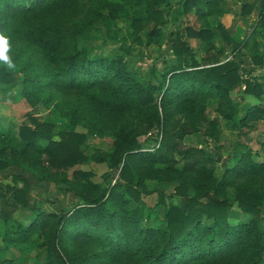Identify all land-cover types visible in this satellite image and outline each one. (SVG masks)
Instances as JSON below:
<instances>
[{"label":"trees","instance_id":"1","mask_svg":"<svg viewBox=\"0 0 264 264\" xmlns=\"http://www.w3.org/2000/svg\"><path fill=\"white\" fill-rule=\"evenodd\" d=\"M221 2L0 0V33L10 43L39 54L35 63L24 64V78L17 83L1 68L0 85L15 87L17 98L32 107L82 98L67 111L74 129L58 132L55 139L52 123L28 115V123L18 132L22 146L0 147V174L12 167L25 169L38 182H51L79 199L70 211L48 213L33 202L29 179L14 176L13 184L0 182V217L13 234L11 245L20 247L43 236L46 260L37 264H264V192L255 188L264 181V162L253 160L250 153L235 155V166L218 178L206 155L202 162L187 163L182 171L171 173L159 168L171 160L163 147L147 150L138 138L139 123L152 128L169 122L173 113L196 125L206 115L209 97L229 98L245 86V94L260 98L264 84L244 81L236 57L246 49L255 68L264 65V50L257 41L264 37V3L257 27L244 45L236 44L222 25L214 29L205 21L199 30L186 29L188 38L208 45L207 54L199 58L182 33L173 32L175 60L166 73L156 75V81L143 82L121 58H94L79 47L86 32L105 15L112 20L126 16L133 37L141 40L145 30L148 44L160 45L162 27L175 5L183 17L197 6L206 8L208 16H221L226 13ZM253 10L246 4L242 15ZM217 35L232 48V60L221 61L225 48L217 49ZM257 112L251 108L239 121L247 122ZM78 126L113 133V153L98 154L96 161L107 163L111 172L119 169L114 185L108 179V187H101L93 182L92 172L67 173L89 160L82 149L87 134L76 131ZM148 178L179 182L169 201L159 193L163 218L142 202V196L151 192L145 184ZM230 187L235 188L233 200ZM235 206L250 219L238 221ZM22 210L34 215L28 226L14 220V213Z\"/></svg>","mask_w":264,"mask_h":264},{"label":"rangeland","instance_id":"2","mask_svg":"<svg viewBox=\"0 0 264 264\" xmlns=\"http://www.w3.org/2000/svg\"><path fill=\"white\" fill-rule=\"evenodd\" d=\"M221 3L223 9L226 10V13L221 16H208L206 15V8L197 6L187 16L183 17L179 12L178 5H175L169 23L162 27L164 33L162 42L160 45L151 46L147 42L145 30L140 34L141 40L133 37L130 21L126 16L112 20L105 15L86 32L85 37L80 41L79 47L88 50L94 58H121L130 71L137 74L143 82L154 81L156 75L166 73L168 67L175 60V55L171 50V34L173 32H181L186 44L194 49L199 58L207 54L208 45L201 40L198 41L199 39L188 38L186 34L187 27L199 30L202 23L207 21L214 29L218 25H222L236 44L244 45L251 38L252 32L257 27L259 15L256 14L252 16L254 19L249 18L247 20L245 16L241 19L238 16L231 15L223 23L222 17L228 14L227 9L231 11L233 6L228 5L226 0H222ZM236 8L239 9V6ZM194 39L196 41H191ZM257 41L261 44L260 48L264 50V37L258 36ZM214 43L218 50L225 48L224 54L221 55L222 62L233 59L232 48L226 46L219 35L214 39ZM9 45L8 56L15 67L9 68L7 65L0 64V69L6 68L17 83L24 78L22 69L24 64L26 62L35 63L39 54L30 48L23 49L18 44L9 42ZM238 53L239 55L235 57L241 64L240 71L243 80H256L264 84V65L255 68L246 49H240ZM244 91L245 86L231 92L229 98L209 97L206 102L205 117L194 126L184 117L174 115V113L169 122H163L152 128H148L145 123H139L138 138L144 143L147 150L153 151L163 147L171 160L169 165H162L159 168L168 170L171 173H173L172 171H182L187 163L202 162L205 160L206 155L211 157L208 166L213 169L218 178L223 175L225 169L235 166V155L250 153L253 160L264 162V90L260 98L245 94ZM79 99L82 98L71 96L57 106L58 102L53 103L50 107L43 104L32 107L26 99L20 100L17 98L15 87L0 85V130L2 132L0 134V147L6 144L10 147L21 145L18 132L22 124L28 123V115H32L43 123H52L55 139L58 132L74 129L70 126L67 111ZM158 102L159 97H156V103ZM251 108L258 110L256 117L241 123L239 120ZM75 130L87 134V140L82 149L89 160L69 169L67 173L71 175L76 170L92 172L94 174L93 182L107 188L108 179H112L113 183L114 179H117L119 169L111 172L107 163L96 161V158L98 154L113 153L115 148L113 133L99 134L81 126L76 127ZM193 175L197 177V174ZM14 176H22L30 180L33 202L45 212L60 214L63 211H70L75 205L79 204L78 197L65 192L63 187L51 182L40 183L32 177V173L18 167H12L1 173L0 182L13 184L12 179ZM250 182L249 180L244 181L243 184ZM145 184L151 192L142 196L143 204L146 208L156 209L159 216L163 218L165 207L158 204L160 200L159 193H164L168 199L175 194L179 182L162 183L156 179L148 178ZM255 188L264 192V181H259ZM192 190L194 194V189ZM228 193L233 200L235 188H228ZM234 211L238 214V221L245 222L250 219V216L240 213L236 206ZM33 216L29 210H22L14 213L13 217L18 218L24 226H28ZM262 230L264 231V223L262 224ZM4 235L6 236V233ZM5 236L1 235L0 239V242L4 244L3 249H6L5 247L8 245ZM43 243V236L38 234L31 240L29 245H25L22 253L18 254L20 255L18 256L19 259H13L16 258V252L2 250L0 261L9 258L16 261L17 264L45 262L46 248Z\"/></svg>","mask_w":264,"mask_h":264},{"label":"crops","instance_id":"3","mask_svg":"<svg viewBox=\"0 0 264 264\" xmlns=\"http://www.w3.org/2000/svg\"><path fill=\"white\" fill-rule=\"evenodd\" d=\"M242 2V3H241ZM226 3L229 5L231 4L233 6L232 10L229 11L227 9V13L224 17H222V22L225 23V21H227L231 15L233 16H238L239 18L243 19V15H242V11H243V7L244 5L246 4H249V5H253L254 6V10L252 11V13L248 14L245 16V19H249V18H252L254 19V15L258 14L260 15V11H261V7L264 3V0H226ZM226 4V5H227ZM239 6V9H237L236 7ZM227 16V17H226ZM259 21V16H258V20H257V23ZM198 40V39H197ZM191 41H196V39L194 40H191ZM200 41V40H198ZM237 42V41H236ZM3 183V182H2ZM5 184H8V183H5ZM10 184V183H9ZM14 220L18 221L19 223H22L21 221L18 220V218H14ZM4 233H6V236L4 235ZM1 235L2 236H5L6 237V241L8 242V245L5 247L6 249H3L2 247L4 246L3 242H0V253L2 252V250H8L9 252H16L15 253V257L16 258H13L14 260H17L19 259L18 255L19 253L21 254L22 253V249L25 247V245H21L20 247H14L13 245H11V240H13V234L11 233V230H9L5 225H4V222H3V219L0 217V239H1ZM9 236V237H8ZM31 243V241L29 242V244ZM28 244V245H29ZM27 245V244H26ZM18 251V252H17ZM13 259H9V258H5V259H2L0 261V264L1 263H4L5 261H13L16 263V261H14ZM46 259V258H45ZM17 264V263H16Z\"/></svg>","mask_w":264,"mask_h":264},{"label":"clouds","instance_id":"4","mask_svg":"<svg viewBox=\"0 0 264 264\" xmlns=\"http://www.w3.org/2000/svg\"><path fill=\"white\" fill-rule=\"evenodd\" d=\"M10 50L8 37L0 34V64L7 65L9 68H14L11 58L8 56Z\"/></svg>","mask_w":264,"mask_h":264},{"label":"built area","instance_id":"5","mask_svg":"<svg viewBox=\"0 0 264 264\" xmlns=\"http://www.w3.org/2000/svg\"><path fill=\"white\" fill-rule=\"evenodd\" d=\"M117 180H118V176H117V179L116 180L114 179V181H113L112 184L114 185L115 183H117Z\"/></svg>","mask_w":264,"mask_h":264}]
</instances>
